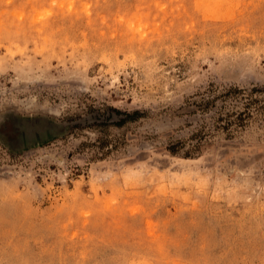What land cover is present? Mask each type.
<instances>
[{"label": "rangeland", "instance_id": "1", "mask_svg": "<svg viewBox=\"0 0 264 264\" xmlns=\"http://www.w3.org/2000/svg\"><path fill=\"white\" fill-rule=\"evenodd\" d=\"M11 5L7 14L0 9V244L11 234L16 251L6 247L0 259L30 261L38 253L41 259L54 258L47 249L54 252L57 241L43 225L20 217L13 181L27 185L33 199L43 200L39 189L85 180L106 182L138 149L160 151V141L179 140L182 146L175 154L165 149L154 162L173 171H199L226 191L218 211L198 220L184 213L167 226L159 243L168 257L192 264H264V117L254 114L242 126L223 128L225 114L241 111L243 101L222 97L228 91L222 85L237 78L244 81L238 90L264 88V70L236 64L204 73L196 61L164 60L157 54L145 64L155 79V91L144 101L150 116L116 126L113 122L123 114L109 111L94 93L106 88L121 99L127 97L129 86L119 67L104 76L88 75L89 41L81 38L85 21L95 30L111 7L97 4L75 10L59 31L39 37L20 26L21 18L38 6L27 0H11ZM248 20L259 28L264 16L257 9ZM61 49L66 62L75 61L71 71L57 59ZM170 55L176 57V52ZM185 152L188 163H177ZM168 212L160 206L153 219L166 218ZM134 223L144 225L141 218Z\"/></svg>", "mask_w": 264, "mask_h": 264}, {"label": "clouds", "instance_id": "2", "mask_svg": "<svg viewBox=\"0 0 264 264\" xmlns=\"http://www.w3.org/2000/svg\"><path fill=\"white\" fill-rule=\"evenodd\" d=\"M38 9L21 18L20 26L34 36L43 37L50 30L59 31L61 22L75 10L84 11L103 4L111 7L95 28L89 22L81 26V38L87 37L88 65L92 75L104 76L119 67L129 91L117 99L107 89H99L97 102L109 111L123 114L116 126L150 116L144 101L155 91V79L145 64L157 54L164 60L196 61L204 73L226 70L232 65H249L264 70V23L253 28L250 13L259 9L264 16V0H27ZM11 0H0L5 14ZM43 13V15H41ZM176 52L172 57L171 52ZM60 59L71 71L72 63ZM106 54H110L104 59ZM93 79L98 77L92 76ZM240 78L225 82L229 92L238 90ZM195 139V135L192 137ZM182 146L179 140L160 141V151L152 147L138 149L120 162L106 182L87 180L71 186L39 189L43 200L31 197L28 186L13 181L22 219L43 225L56 234L54 258L41 259V253L30 261L0 259V264H192L169 258L159 243L161 233L177 217L189 213L193 220L218 211L226 189L220 183L202 178L199 171H173L154 162L166 149L175 154ZM151 153L150 155L145 152ZM189 153L177 163L187 164ZM124 169V174H121ZM129 177H134L130 179ZM3 182L0 181V184ZM4 198H0L2 200ZM160 206L169 208L166 218L153 219ZM264 211V204L261 205ZM141 218L143 227L134 221ZM3 216H0V239H3ZM191 223V221H190ZM16 251L11 234L4 249ZM195 264H236V261L201 260Z\"/></svg>", "mask_w": 264, "mask_h": 264}, {"label": "trees", "instance_id": "3", "mask_svg": "<svg viewBox=\"0 0 264 264\" xmlns=\"http://www.w3.org/2000/svg\"><path fill=\"white\" fill-rule=\"evenodd\" d=\"M232 96L235 101H243L242 110L226 113L225 126L229 125L242 126L254 114L264 117V88H252L250 90H235L232 92L227 91L222 95L223 98ZM222 119V118H221Z\"/></svg>", "mask_w": 264, "mask_h": 264}]
</instances>
